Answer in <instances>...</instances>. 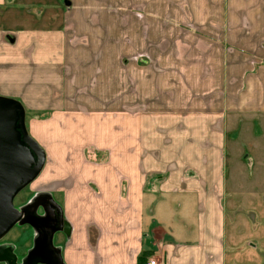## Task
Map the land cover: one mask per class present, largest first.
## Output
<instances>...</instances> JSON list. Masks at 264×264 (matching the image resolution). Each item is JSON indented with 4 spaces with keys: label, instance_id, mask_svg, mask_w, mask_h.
<instances>
[{
    "label": "crops",
    "instance_id": "obj_1",
    "mask_svg": "<svg viewBox=\"0 0 264 264\" xmlns=\"http://www.w3.org/2000/svg\"><path fill=\"white\" fill-rule=\"evenodd\" d=\"M31 4L35 26L0 27V96L44 150L30 190L67 225L53 235L63 264H264L237 239L251 225H227L222 172L228 133L264 123V0Z\"/></svg>",
    "mask_w": 264,
    "mask_h": 264
},
{
    "label": "rangeland",
    "instance_id": "obj_2",
    "mask_svg": "<svg viewBox=\"0 0 264 264\" xmlns=\"http://www.w3.org/2000/svg\"><path fill=\"white\" fill-rule=\"evenodd\" d=\"M33 1L27 0L29 3ZM37 1L40 0H35V2ZM27 4L24 6L0 7V12L1 9L3 10L0 15L9 19V21L0 20V27L13 29L23 26H35L36 24L33 21V17L35 16L34 6ZM40 8L42 10L44 8L45 10L49 9L46 5L40 6ZM113 11L114 7L112 6H101V16L112 14ZM106 29H112V23L107 24ZM115 40L117 41V39ZM113 44L114 38H101V45L108 47L113 46ZM128 47L129 39L126 38L123 40V48L127 49H125L126 53L122 54L123 64L124 60L130 61L131 55L128 54ZM105 56L108 64L107 69H112L115 55L108 53ZM136 57L146 61H149L150 58L152 61H160L161 55L147 56L145 54H138ZM138 64L140 63L138 62ZM123 67H126V65ZM122 74L123 78L128 77L129 67L123 69ZM221 91L222 89L220 88L219 94ZM249 122L242 128L239 127L238 130H232L228 133L226 157L225 163L222 166V172L226 176L227 190L231 192L227 195V209L233 212L232 215L234 216V223L228 221L227 225H251V228L245 227L240 232L241 236H238L237 239L241 242L250 240V243L253 244H256L258 241L261 245L257 247L256 251L255 247H253V250L246 248V251L243 252L248 254L251 259H257L258 250L260 248L264 249V241L260 242V239L264 240V199L262 198V194L264 193V123L255 124L251 120ZM32 183L33 181L22 189L13 200L14 207L18 208L26 217L27 215H38L41 211L40 208L36 209V207L43 198H39L31 192L30 185ZM21 224L20 222L17 223L0 239V256L12 254L15 256V261L0 260V264H27L24 258L32 249L34 232L26 225L19 226ZM252 225H258L257 229L253 230ZM232 229L233 227H227V236L229 238L235 235V229L233 231ZM55 241L56 238L53 239L54 244ZM54 247L58 252L59 248L57 246Z\"/></svg>",
    "mask_w": 264,
    "mask_h": 264
},
{
    "label": "water",
    "instance_id": "obj_3",
    "mask_svg": "<svg viewBox=\"0 0 264 264\" xmlns=\"http://www.w3.org/2000/svg\"><path fill=\"white\" fill-rule=\"evenodd\" d=\"M45 163L44 150L31 138L25 126V111L16 100L0 96V239L17 223L34 232L32 249L24 258L27 264H63L60 251L53 245L57 231L68 233L44 203L37 204L41 213L27 217L15 208V196L40 174ZM27 205V204H26ZM25 205V206H26ZM2 261H15V256H0Z\"/></svg>",
    "mask_w": 264,
    "mask_h": 264
},
{
    "label": "built area",
    "instance_id": "obj_4",
    "mask_svg": "<svg viewBox=\"0 0 264 264\" xmlns=\"http://www.w3.org/2000/svg\"><path fill=\"white\" fill-rule=\"evenodd\" d=\"M144 264H161L156 258L150 257L146 260Z\"/></svg>",
    "mask_w": 264,
    "mask_h": 264
},
{
    "label": "trees",
    "instance_id": "obj_5",
    "mask_svg": "<svg viewBox=\"0 0 264 264\" xmlns=\"http://www.w3.org/2000/svg\"><path fill=\"white\" fill-rule=\"evenodd\" d=\"M142 253H143V254H142ZM142 253H141V255H140V256L138 257V259H137V263H138V264H140V262H141L142 259H145V256H144V255H145L146 253H144V252H142ZM146 256H147V255H146Z\"/></svg>",
    "mask_w": 264,
    "mask_h": 264
}]
</instances>
